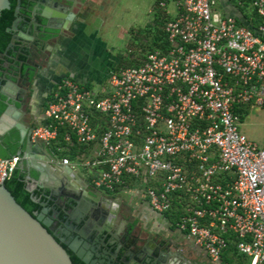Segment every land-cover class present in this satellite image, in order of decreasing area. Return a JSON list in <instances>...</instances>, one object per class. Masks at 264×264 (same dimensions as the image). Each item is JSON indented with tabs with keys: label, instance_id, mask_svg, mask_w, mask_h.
<instances>
[{
	"label": "built area",
	"instance_id": "built-area-1",
	"mask_svg": "<svg viewBox=\"0 0 264 264\" xmlns=\"http://www.w3.org/2000/svg\"><path fill=\"white\" fill-rule=\"evenodd\" d=\"M264 19V0H234ZM170 47L140 66L112 71L99 90L64 76L31 140L90 184L114 192L139 183L159 214L181 207L179 230L214 264L230 243L264 264V146L241 130L239 110L264 107V23L251 28L217 0H173ZM165 7V3L161 4ZM85 147L77 161L58 158ZM19 158H0V186Z\"/></svg>",
	"mask_w": 264,
	"mask_h": 264
},
{
	"label": "flooded vegetation",
	"instance_id": "flooded-vegetation-1",
	"mask_svg": "<svg viewBox=\"0 0 264 264\" xmlns=\"http://www.w3.org/2000/svg\"><path fill=\"white\" fill-rule=\"evenodd\" d=\"M9 1L8 11L14 17L11 25L6 28L8 46L0 53L6 52L0 61V94L3 91L11 94L10 103L21 108L22 121L32 131L44 117L46 102L53 90L50 87L57 82V77L75 73L89 74L92 69L99 35L107 24L106 0ZM99 1L100 4L97 5ZM16 20L19 22L14 28ZM13 40L15 44L10 47ZM10 82H16L18 89L11 86ZM35 150L38 155L44 156L41 149ZM22 160L26 162V181L30 177L28 183L37 186L38 175L33 170L35 160L23 157ZM56 161L59 163L58 159ZM35 191H38V200L49 207L50 214L47 217L51 219L50 229L60 239L71 243L78 237L74 230L68 229L69 225L75 224L78 229L85 226L89 228L91 240L84 242H87L88 250L95 254L94 258L100 264H122V256L119 254L125 248L131 254L145 251L141 262L135 261L134 264H193L180 253L173 254L169 245L160 243L145 232L143 226L134 221L133 208L122 196L104 192L110 199L122 200L110 226L114 233L112 236L103 231V219L98 218V222H92L90 215L77 211V205L66 197L67 190L58 189L54 195L45 188L37 187ZM82 206L88 207L90 212L99 207L98 204L90 206L88 200ZM55 210L60 212L59 218L56 217ZM65 212L70 213L71 217ZM201 256L205 264H209L207 254Z\"/></svg>",
	"mask_w": 264,
	"mask_h": 264
},
{
	"label": "water",
	"instance_id": "water-1",
	"mask_svg": "<svg viewBox=\"0 0 264 264\" xmlns=\"http://www.w3.org/2000/svg\"><path fill=\"white\" fill-rule=\"evenodd\" d=\"M8 9H10V1L0 0V18L2 12ZM18 22L19 20L15 21L14 28L17 27ZM13 44H15V40L11 42L10 47ZM5 55L6 52L0 54V61ZM10 85L18 89L16 82H10ZM2 95L7 98V108L0 116V135H4L12 129L19 131L20 142L26 144L23 158L35 160L33 170L38 175L37 186L28 183L31 180L29 177L26 189L32 194V201L39 204L43 209L30 213L17 202L5 184L0 186V264H74L69 250L84 264H100L94 258L95 254L88 250L87 242L91 240L89 228L85 226L78 229L74 226L75 224L69 225L68 229L74 230L81 239L77 237L71 243L60 239L50 229L51 219L47 217L50 214L49 207L45 202L38 200L34 195L35 190L37 187L45 188L52 195L58 189L67 190L68 195L66 197L77 205V211L90 215L92 222H98V218L103 219L105 221L103 231L112 236L114 233L110 226L122 200L108 198L103 191L95 189L88 180L72 172L70 167H63L57 163L44 144L35 143L31 140V131L26 128L22 121L23 112L21 108L10 103L11 94L3 91ZM36 148L41 149L44 156L38 155ZM85 200H88L90 206L94 207L98 204L99 207H95V211L90 212L88 207L82 206ZM54 213L59 218L60 212L55 210ZM65 213L71 217L70 213ZM165 251L163 250V252ZM120 254L122 264H134L135 261L141 262V257L145 251L142 250L139 253L135 251L131 254L125 248L120 251Z\"/></svg>",
	"mask_w": 264,
	"mask_h": 264
},
{
	"label": "trees",
	"instance_id": "trees-1",
	"mask_svg": "<svg viewBox=\"0 0 264 264\" xmlns=\"http://www.w3.org/2000/svg\"><path fill=\"white\" fill-rule=\"evenodd\" d=\"M161 1L163 0H158L154 7V11H153L154 22L148 25L147 28L142 30L145 36L150 39L149 44L143 48L145 50L149 48L148 55L156 51L167 52L170 47L168 34L166 32L165 27H166V23L172 19V16L169 14L166 8L160 6ZM240 9L242 13L246 14L247 21H249V23L247 24L250 25L251 28H256L258 25L264 23V19L261 18L256 11L250 9L247 4L243 7H240ZM13 17L14 16L12 12L8 10L2 12L0 18V53L4 52L8 46L9 36L6 33V28L11 25ZM147 56H144L141 60L133 59L132 57H130L131 59L128 61L129 63L128 62L126 63L127 65L121 62L117 65L114 71H118L121 68L140 66L147 60ZM5 98H6L5 96L0 94V116L4 113V111L7 108ZM49 100H50V96L47 99L46 107L48 105ZM249 109L250 108L248 107L239 110V112L241 113L242 121L244 119V116L248 113ZM41 123H44L43 120L37 122L36 126ZM20 140H21L20 133L16 129H12L6 134L0 135V158L6 160L13 159L15 157L19 158V162L17 164L14 173L4 184L20 205H22L30 213H34L35 211H40L41 206L32 201L31 198L32 194L29 193L26 189L27 188V181H26L27 172L25 166L26 162L22 160L23 153L26 148V144L21 143ZM58 142H59L58 144L55 143L53 146L48 147L52 155H56L55 152L57 151V145L60 147L61 146L66 147L62 135H60ZM84 150L85 147L82 146H78V145L70 146L68 149L64 150V152L58 156H60V158L69 157L72 161L75 162L77 161L78 156L84 152ZM19 152H21V154H19ZM87 178L89 181L91 180V176L87 175ZM132 185H134V181L128 180L126 185L119 186L118 188H116L114 192L106 191V193H108L109 195H116L121 191H123L126 187H130ZM34 195L37 196L38 191H35ZM180 212H181V207L175 202L173 204L172 210L168 213H165L164 215H166V217H168V219H170V221L175 226L179 220ZM69 254L71 255L74 264H84L81 260H79L75 256V254L71 253L70 251ZM238 260L240 261L239 263L237 262ZM246 261L247 259L244 256L239 255L238 252L236 251L235 244L230 243L228 249L225 250V252L221 256L220 264H246ZM209 264H214V263L209 259Z\"/></svg>",
	"mask_w": 264,
	"mask_h": 264
},
{
	"label": "rangeland",
	"instance_id": "rangeland-1",
	"mask_svg": "<svg viewBox=\"0 0 264 264\" xmlns=\"http://www.w3.org/2000/svg\"><path fill=\"white\" fill-rule=\"evenodd\" d=\"M153 2L154 0L113 1L111 13H108L110 19L101 29L99 35L95 58L89 72L91 85L88 88L92 90L99 89V85L101 86L99 81L108 80L110 73L117 64L121 62L126 64L131 59L130 57L141 60L148 55L149 48L146 50L143 48L149 44L150 39L145 36L142 30L154 22L152 8H150ZM168 10L173 12L174 6L172 3ZM241 130L252 142L264 146V107L250 108L244 116ZM77 167L81 172L83 171L80 166L77 165ZM123 194L128 195L129 190H124ZM142 197L145 200L146 197L143 194ZM186 259L193 264L206 263L201 255L189 254ZM248 263L249 261H246V264Z\"/></svg>",
	"mask_w": 264,
	"mask_h": 264
},
{
	"label": "crops",
	"instance_id": "crops-1",
	"mask_svg": "<svg viewBox=\"0 0 264 264\" xmlns=\"http://www.w3.org/2000/svg\"><path fill=\"white\" fill-rule=\"evenodd\" d=\"M113 1L114 0H106V3H105L106 5L105 13L107 14L106 16L107 22L110 19V16H108V13H111L110 11H111V6H113ZM157 1L158 0H154L152 6L150 7L152 8L151 9L152 15H153L154 7ZM217 2L219 4L218 10L221 13L228 15V16H235L243 23H249V21H247L246 14L241 12L240 7H238L237 3L234 0H217ZM164 3L166 4L165 7L161 5ZM171 3L173 4V0H163L161 1L160 6L168 10V7L171 5ZM96 4L99 5L100 1L97 2ZM168 12L173 17L175 13V9L173 10V12L169 10ZM64 76H72L77 81L81 82L84 85H87V86L91 85L88 73H75V74H69V75H61L57 77V80H56L57 82L52 83L53 85H51L50 87L51 90L56 86L59 80L63 78ZM106 81L107 80L103 82L99 81L101 83V86L99 85V87L101 88L106 83ZM71 170L72 172L77 173L82 178H85L86 180H88L86 173H84L83 171L81 172L78 168L71 169ZM72 172L70 171L71 174ZM124 190H129V194L124 195L123 194ZM124 190L116 195L122 196L125 202L129 203L132 206L133 211H134V221L140 224V226H143V229L145 230V232L150 233L151 236H153L158 241H160V243L169 245L170 251L173 254L180 253L181 256L186 257L189 254L199 256L205 253V251L201 249L200 247H198L192 240H189L186 237V234L184 232L179 230V228L177 227V223L174 226V224L170 221V219H168V217H166V215L156 213L150 207L149 203L147 202V199L145 198L144 200V198L142 197L143 188L140 186L139 183H134V185L130 187H126ZM177 259L178 258H176L175 260Z\"/></svg>",
	"mask_w": 264,
	"mask_h": 264
}]
</instances>
